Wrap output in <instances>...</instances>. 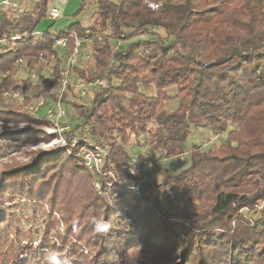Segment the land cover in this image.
<instances>
[{
	"label": "trees",
	"instance_id": "16d2710c",
	"mask_svg": "<svg viewBox=\"0 0 264 264\" xmlns=\"http://www.w3.org/2000/svg\"><path fill=\"white\" fill-rule=\"evenodd\" d=\"M2 10L0 153L13 143L56 138L30 125L50 121L27 108L43 97L57 100L52 89L75 37L92 38L95 67L86 75L74 70L105 85L90 106H75L72 128L87 129L110 148L107 170L120 184L111 179L106 187L87 170L82 154L92 143L83 138L6 166L0 171V264H264V0H98L91 26L41 35L35 34L48 18L49 0L15 18ZM16 34L20 40L12 39ZM140 36L148 39L130 42ZM60 40L67 42L63 57L54 48ZM118 41L130 43L121 48ZM19 61L39 73L50 67L51 77L35 84L18 79ZM150 88L154 95L143 91ZM172 88L178 102L169 111ZM7 94L22 95V105L8 106ZM19 124L27 126L13 128ZM201 127L227 133L226 141L207 151L194 146L191 166L162 186L156 202L127 188L131 135L148 136L151 149L170 159L185 154L192 131ZM96 180L103 193L94 189ZM23 206L43 219L44 238L36 245L22 241L17 214Z\"/></svg>",
	"mask_w": 264,
	"mask_h": 264
},
{
	"label": "rangeland",
	"instance_id": "374dc122",
	"mask_svg": "<svg viewBox=\"0 0 264 264\" xmlns=\"http://www.w3.org/2000/svg\"><path fill=\"white\" fill-rule=\"evenodd\" d=\"M10 5H4L2 2L0 3V9L5 11L9 17L15 18L24 12H31L33 6L37 2V0H20L21 4L13 3L10 0H7ZM115 2L116 0H108ZM87 3L86 8L83 11L81 7L84 3ZM12 4H16L17 7L12 6ZM98 0H49V10L53 7H57L62 14L56 21L50 20L48 18L41 21L38 25L37 30L42 33V31H49L50 33H61L69 30L75 24H81L82 26L89 27L93 23V15L97 9ZM156 35L161 38H165L166 34L164 30L158 29L156 30ZM104 35H99L98 39L103 40ZM90 38H85L88 40ZM139 39H148V36H140L136 37L130 42H134ZM94 43V39H90ZM130 42L126 43L125 41H118L121 44V48H125ZM85 47L81 49L78 63L75 69L83 70L84 75L89 74L93 68L95 67V62L92 59L91 53L95 48V43L89 44L86 43ZM57 53L63 57L64 50L61 47H56ZM66 58V57H65ZM67 59V58H66ZM66 59H64L66 61ZM47 62V59H45ZM36 75L37 78L34 80L33 76ZM16 78L21 80L30 79L31 83H40L43 79L51 77V68L47 67V69L43 73H39L35 70H27L23 66H18V71L15 75ZM92 81L86 82L81 76L77 75V70H71L69 77V88L66 89L63 96V108L66 110V116L61 121L60 128L69 126L70 130L60 132L62 139L68 143V140L72 139H87L92 145L99 148L98 150H93L90 155L91 157L84 160V165L88 171L92 172L98 181L106 180V187L110 188L111 179H113L115 184H120V180L114 171L107 170V167L110 165V148L103 144L102 142H98L97 140L91 138L88 133V130H74L72 127V123L78 120L79 110L75 107L77 106H90L92 96L96 90H98L99 86L91 85ZM60 84L54 90V94L59 93ZM143 91L149 95H154L155 90L150 88L148 90L143 89ZM172 96V100L167 104V110L173 111L177 106L178 99L176 98L177 90L172 88L168 91ZM12 94L5 95L6 104L8 106H14L15 102L18 101L19 105H22L21 99H15ZM37 95V93L32 94ZM39 102L44 103V107L39 110L38 113H30L29 109L31 106L36 107ZM55 102L50 101L46 98H41L40 100L34 101L28 108V113L38 119L42 116L47 117V110L54 105ZM17 104V105H18ZM15 109L16 106H14ZM35 129H41L42 133L45 135H57L56 138L51 140L50 142L41 141L38 143L24 144V143H13L11 146L5 151L0 153V171L4 169L6 166H10L11 164H22L27 163L31 159H29L30 153L35 151H49V150H58L66 145L64 142H61L59 132H55V127L52 122L48 126H36L34 124H30ZM27 125L19 124L17 126H13V128L24 129ZM1 127V124H0ZM156 126H151V131H156ZM227 133H222L216 135L210 129H206L204 127L194 129L187 141L185 146V154L179 157H174L170 159H164L160 152H155L149 145V137H141L137 139L134 135H131L130 143L125 147V151L128 153L130 157L131 168H129L130 180L128 181V189L134 192L136 195H148L152 202H156L157 199L162 194V186L164 184H170V178L173 175L179 174L185 170H187L192 164V149L194 146L202 147L204 151L209 150L213 146H220L226 141ZM97 180L94 182V189L99 193H103L102 185H100ZM106 191V190H105ZM163 209H166V206L162 205ZM264 208V204L259 208L260 210ZM20 218V227L23 231L22 241L23 243L27 241L34 242V245L40 243L44 238V224L43 219L39 214L35 213V210L29 206H23L17 214ZM252 217V215H249ZM176 222H181V219L176 220ZM63 226H60V230H62ZM143 246L139 248L141 250ZM155 252H152L154 255Z\"/></svg>",
	"mask_w": 264,
	"mask_h": 264
},
{
	"label": "built area",
	"instance_id": "2783aa9c",
	"mask_svg": "<svg viewBox=\"0 0 264 264\" xmlns=\"http://www.w3.org/2000/svg\"><path fill=\"white\" fill-rule=\"evenodd\" d=\"M2 4L4 5H10V3L7 1V0H4L2 2ZM12 6L14 7H17L16 4H12ZM150 8L152 10H157L159 8L158 5H154V4H151L150 5ZM60 17V13H59V10L57 8H52L49 12V15H48V19L50 20H53V21H56L58 18ZM35 35H38L37 33ZM13 40H20L21 39V35L20 34H16L13 38ZM75 42H76V45H75V48L73 50V53L71 54V56L67 57L66 59V62L64 64V68L61 72V75H62V80L60 82V91L59 93L55 94L56 97H57V100H55L54 102V105L49 108L47 110V119L52 122L53 126L55 127V132H59V136H60V139H62L61 135H60V132H64V131H68L70 130V127L69 126H65V127H62L60 128V124H61V121L65 118L66 116V110L63 108V96H64V92L66 91V89L69 87V77H70V72L71 70L75 69V67L77 66V63H78V58H79V54H80V51L81 49L83 48V46L86 44V43H89V44H93L94 43L92 42V40L88 39V40H80L78 39L77 37H75ZM67 46V42L66 40H60L58 41L54 48L56 49V47H61L62 49H65ZM45 57L44 56H41L40 57V61L41 62H45ZM23 66V61H19V67L21 69V67ZM37 78L36 75L33 76V79L35 80ZM91 85H96V86H104L105 85V81L104 80H97L93 83H91ZM59 86V85H58ZM56 89L53 88L52 91L54 92V90ZM13 96L15 99H21V101L23 102L24 101V97L20 94H14V95H11ZM44 107V103L43 102H39L36 107H33L31 106L30 109H29V112L30 113H38L40 109H42ZM61 142H64L65 145L66 144V141L65 139ZM78 140L76 139H72L71 140V144L72 146H75L77 144ZM98 150L100 151L99 148L95 147L94 144L92 145V148L90 149L91 152L93 150ZM90 150L88 151H85L82 156L83 158L85 159H89L91 156L90 155H93L91 154Z\"/></svg>",
	"mask_w": 264,
	"mask_h": 264
},
{
	"label": "crops",
	"instance_id": "0c3cea01",
	"mask_svg": "<svg viewBox=\"0 0 264 264\" xmlns=\"http://www.w3.org/2000/svg\"><path fill=\"white\" fill-rule=\"evenodd\" d=\"M2 1H4V0H0V3L2 2ZM10 1H12L13 3H16V4H21V1L20 0H10ZM34 7V6H33ZM53 8H57V7H53ZM33 9V8H32ZM58 9V8H57ZM59 10V9H58ZM32 11V10H31ZM30 12V11H29ZM59 13H60V10H59ZM62 14L60 13V16H61ZM45 32H47V31H42V33L40 32V31H36V33L38 34V35H41V34H43V33H45Z\"/></svg>",
	"mask_w": 264,
	"mask_h": 264
}]
</instances>
